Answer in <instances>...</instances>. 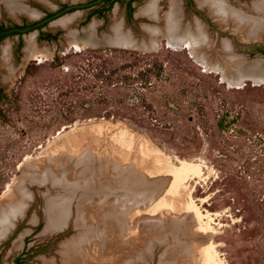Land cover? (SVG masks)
Segmentation results:
<instances>
[{
    "label": "rangeland",
    "instance_id": "rangeland-1",
    "mask_svg": "<svg viewBox=\"0 0 264 264\" xmlns=\"http://www.w3.org/2000/svg\"><path fill=\"white\" fill-rule=\"evenodd\" d=\"M171 1L158 0V20L140 14L149 0H137L129 20L116 3L100 37L121 21L139 42L148 39L145 26H163ZM174 1L183 26L197 18L206 28L210 59L223 61L225 43L237 61L264 57V29L245 39L201 0ZM229 3L246 10L250 0ZM29 36L20 50L16 37L0 43V218L25 209L10 230L0 221V264H67L63 246L98 233L84 213L106 210L114 215L102 260L264 264L263 83L229 82L163 35L149 48L74 46L64 34L37 46L34 39L44 54L25 60ZM230 70L241 74L236 65ZM83 162L102 166L104 175L75 177ZM66 168L73 179L63 177ZM58 176L66 184L55 182ZM66 194L64 223L50 229L46 207Z\"/></svg>",
    "mask_w": 264,
    "mask_h": 264
},
{
    "label": "bare ground",
    "instance_id": "bare-ground-1",
    "mask_svg": "<svg viewBox=\"0 0 264 264\" xmlns=\"http://www.w3.org/2000/svg\"><path fill=\"white\" fill-rule=\"evenodd\" d=\"M173 1L174 0L171 1V6H170L169 11L166 14L165 20L163 19L164 21L163 26H159L158 24H154V23L153 25L145 26V29L149 36L148 39L146 38V40L144 39L139 42L138 40L139 38L137 39L134 38L131 35L130 31L126 32V30L124 29V25L123 23H121V21L115 22L112 29L110 28L111 29L110 34H104L102 35V37H100V39L94 36L93 23L92 25H90L88 31H83L84 32L83 35H80L74 31H69L66 34V36H68L67 39L73 40L74 42H70V43L74 44V46H76L75 45L76 42H82L85 45H91V44L93 45L96 43V44H101V45L111 44L114 46H127V47L134 46L137 48L138 47L149 48V47H156L159 42L157 41L158 35H163V37L167 38L168 45L170 46L181 45L185 48H188L192 56L201 65H203L206 69L213 68V69L222 71V73L224 74V78L229 82L240 85L242 83V80H244L245 78L252 79L254 82H258L260 81V79L264 80V74H262L264 73V66H262L260 63H254V64L249 65V67H244V62L239 61L240 58L238 59V61L236 60L234 54L232 53L231 46L228 45L227 43L223 44L222 46V49L224 51L223 61L210 59L212 57L209 58V56L211 55L209 53H211L210 50H211V47L213 46V40H211V37L208 35L209 33H207L206 28L204 27L202 22L198 20L197 18L195 19L194 26L193 25L183 26V24H181L182 16L179 17L178 16L179 14L176 11L178 8V5L176 4L177 1H174V2ZM0 2L3 3L11 13L17 11V12H24L25 14H28L30 16L35 15L34 11L30 10L29 8H27L21 3V0H0ZM200 2H201V5L207 6L209 8L211 14L214 17H216L215 19H217L218 22L221 23V25L227 26L231 24L233 27H235L234 29L235 31L237 30V28H240V30L243 29V31H245L244 37L247 39L258 37L260 34L259 32H262L264 29V0H250V3L245 4L246 5L245 7H247L246 10H243L242 7L237 8L235 5L230 4L229 0H201ZM157 4H158V0H149L148 4L145 7H143L142 10L140 11V14L142 15L145 14L148 17L153 18L154 20H158ZM252 11H254L255 13L253 14ZM75 17H76V13L72 14L71 16L70 15L64 16L56 20L54 23L57 25L66 27V25L70 23L71 21H73ZM33 36L34 35L31 34L27 39L28 47L26 48L25 60L29 59L30 56L36 53L37 54L33 56L35 58H38V54H41L40 55L41 57H42V54H44L39 51H38L39 53L36 52ZM2 49H3L2 55L4 56L5 59H8L9 54H10L9 47L6 45ZM237 57H240V56H237ZM235 65H236L237 70L241 72V74L236 77L231 74V70H230L231 67H234ZM252 70L256 71V73L253 72ZM83 164H84L83 165L84 169H85V166L87 168L84 170L83 167L81 166L82 169L80 168L78 171L75 170L77 171L73 174L75 175V177H79L80 179L87 181L88 178H90V176L96 177L95 175L99 174L98 177L100 178V176L104 175L105 169L102 168V166L101 167L96 166L95 168L94 167L89 168L90 165L89 164L87 165V162L85 163L83 162ZM53 168H57L56 165L53 166ZM60 169L58 168V171ZM66 169L64 170L65 173H63V177L66 175H69L73 179L74 178L72 177L73 175L72 176L70 175L72 174V171L69 168H66ZM95 180H98V178H96ZM55 182H62L66 184L65 178L62 179L59 176L57 177ZM67 196H70V197H67ZM71 197H72V194L71 195L66 194L61 197L60 196L56 197L57 199L53 198L49 201L48 207H46L47 208L46 212L48 213V222H47L48 228L53 229V228L62 226V224L64 223V219H65L64 211L67 209L66 205L68 204V201L71 199ZM97 202H99V200ZM84 204L85 202L82 203V205L80 204L81 206L79 207L83 209ZM1 208L6 210V207L4 205L0 206V211H1ZM22 210L24 211L25 209L21 208V210L18 211L15 215H13V217L10 220L6 215L2 216L3 219L8 221V224L6 225L5 229L10 228V226L12 225V223H14L17 217L21 213H23ZM1 212H4V211H1ZM6 213L8 214L9 212H6ZM84 214H86V216L88 215L89 220L95 225L90 230L93 231L94 229L95 231H98V233L96 232L90 233L87 237H86L87 233H84L82 234L80 238L72 239L70 244L66 243L67 246L69 247L64 245L62 253L64 254V257L68 258L66 259L67 264H86L87 262H90V264H124L125 262L117 263L115 261V258H109L110 262L107 259L102 260V257L105 256L106 252L108 251L107 249L109 248V247L106 248L107 247L106 245H109V244L106 243L107 238H106L105 232L107 228H111V226L113 225L111 219H112V214L114 215V211L106 210L104 212H98L94 214L91 212L90 214H88V212ZM2 218H0V221L2 220ZM116 218H119V216ZM79 219L83 220V216L82 218H79ZM95 222H99V224L96 225ZM143 223L148 224L147 222H143ZM163 229L161 228L159 230L163 232L164 231ZM90 230L88 232H90ZM3 233L4 231L1 230L0 234H3ZM95 237L98 238V241L97 242L95 241L96 243L94 242L93 246L88 247L87 243L89 242V240L96 239ZM112 246L110 250L111 251L113 250L114 252V249H112L113 248ZM116 248L117 247L115 246V249ZM111 254L113 253L111 252L110 255Z\"/></svg>",
    "mask_w": 264,
    "mask_h": 264
},
{
    "label": "flooded vegetation",
    "instance_id": "flooded-vegetation-1",
    "mask_svg": "<svg viewBox=\"0 0 264 264\" xmlns=\"http://www.w3.org/2000/svg\"><path fill=\"white\" fill-rule=\"evenodd\" d=\"M137 0H21V3L35 12L34 16L24 12L11 13L6 6L0 2V43L9 37L18 39V50L21 49L23 42H26L25 35L34 33L35 44L37 42L51 43L63 37L69 32L74 31L83 35L87 22L94 21V36L100 39L101 27L105 28L110 14L116 3L125 7L126 19H130ZM190 5L191 2L189 1ZM11 13V14H10ZM76 13V17L66 25L60 26L54 22L65 15ZM111 19V18H110ZM89 25V24H88ZM57 26L56 29L52 27ZM67 37V36H66ZM264 53V49L260 50Z\"/></svg>",
    "mask_w": 264,
    "mask_h": 264
},
{
    "label": "water",
    "instance_id": "water-1",
    "mask_svg": "<svg viewBox=\"0 0 264 264\" xmlns=\"http://www.w3.org/2000/svg\"><path fill=\"white\" fill-rule=\"evenodd\" d=\"M211 16H213V15H211ZM216 18V17H215ZM245 39H247V38H245ZM249 39V38H248ZM239 58H243V57H239ZM244 62V67H249V65H251V64H254V63H260L262 66H264V57H257V58H255V59H251V60H249V61H243ZM250 68H252V67H250ZM249 68V69H250ZM256 70V69H255ZM253 72H255L256 73V71H254V70H252ZM262 74H264V73H262ZM258 82H260V83H263L264 84V80L263 79H260V81H258ZM8 230H10V228L8 229Z\"/></svg>",
    "mask_w": 264,
    "mask_h": 264
},
{
    "label": "crops",
    "instance_id": "crops-1",
    "mask_svg": "<svg viewBox=\"0 0 264 264\" xmlns=\"http://www.w3.org/2000/svg\"><path fill=\"white\" fill-rule=\"evenodd\" d=\"M112 27V26H111ZM93 30H94V28H93Z\"/></svg>",
    "mask_w": 264,
    "mask_h": 264
},
{
    "label": "trees",
    "instance_id": "trees-1",
    "mask_svg": "<svg viewBox=\"0 0 264 264\" xmlns=\"http://www.w3.org/2000/svg\"><path fill=\"white\" fill-rule=\"evenodd\" d=\"M18 261V260H17Z\"/></svg>",
    "mask_w": 264,
    "mask_h": 264
}]
</instances>
